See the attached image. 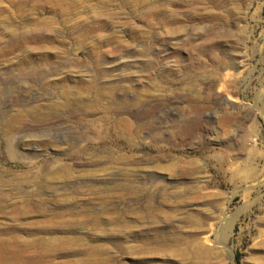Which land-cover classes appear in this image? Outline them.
<instances>
[{
  "label": "rangeland",
  "instance_id": "obj_1",
  "mask_svg": "<svg viewBox=\"0 0 264 264\" xmlns=\"http://www.w3.org/2000/svg\"><path fill=\"white\" fill-rule=\"evenodd\" d=\"M261 261L264 0H0V264Z\"/></svg>",
  "mask_w": 264,
  "mask_h": 264
},
{
  "label": "bare ground",
  "instance_id": "obj_2",
  "mask_svg": "<svg viewBox=\"0 0 264 264\" xmlns=\"http://www.w3.org/2000/svg\"><path fill=\"white\" fill-rule=\"evenodd\" d=\"M97 80V79H96ZM115 88V87H114ZM118 105V104H117ZM119 105H121V104H119ZM133 105H135V104H133ZM118 107V106H117ZM118 108H121V106H119ZM3 118V117H2ZM9 153V152H8ZM235 174V173H234ZM165 195V194H164ZM162 196V195H161ZM163 198H165V197H163ZM166 199V198H165ZM197 213V212H196ZM199 214H201V213H199ZM193 216V215H192ZM196 218V217H195ZM210 219H212V216L210 215H205V217L204 218H202L200 221L201 222H205L206 223V221H208V220H210ZM197 220V219H196ZM195 223H197V222H195ZM197 225V224H196ZM200 225V224H199ZM202 225H204V224H202ZM201 228V227H200ZM203 228V227H202ZM263 246V245H262ZM261 263H264L263 261H261Z\"/></svg>",
  "mask_w": 264,
  "mask_h": 264
}]
</instances>
